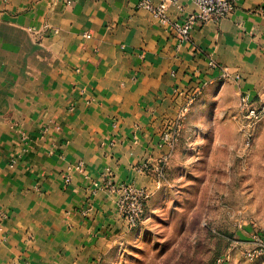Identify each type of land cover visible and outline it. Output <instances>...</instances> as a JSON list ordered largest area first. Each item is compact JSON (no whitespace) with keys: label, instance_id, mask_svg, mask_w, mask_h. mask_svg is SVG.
Listing matches in <instances>:
<instances>
[{"label":"crops","instance_id":"crops-1","mask_svg":"<svg viewBox=\"0 0 264 264\" xmlns=\"http://www.w3.org/2000/svg\"><path fill=\"white\" fill-rule=\"evenodd\" d=\"M144 1L0 0V264H102L118 188L160 183L189 98L264 93V0L189 40L191 0Z\"/></svg>","mask_w":264,"mask_h":264},{"label":"rangeland","instance_id":"rangeland-1","mask_svg":"<svg viewBox=\"0 0 264 264\" xmlns=\"http://www.w3.org/2000/svg\"><path fill=\"white\" fill-rule=\"evenodd\" d=\"M244 95L187 101L139 224L102 264H263L247 252L264 236V93Z\"/></svg>","mask_w":264,"mask_h":264},{"label":"built area","instance_id":"built-area-1","mask_svg":"<svg viewBox=\"0 0 264 264\" xmlns=\"http://www.w3.org/2000/svg\"><path fill=\"white\" fill-rule=\"evenodd\" d=\"M179 0H162L160 7L155 8L146 0L144 5L152 9L154 14L160 18L165 19L166 9L170 4L177 3ZM197 12L187 17L181 23L174 24V31L182 38L189 40L192 30L198 23L220 22L230 17L237 7L238 0H191ZM57 32V30L55 31ZM214 66L215 64L212 63ZM193 97L188 100V105L192 102ZM250 98L248 95L242 97V102L248 104ZM185 109V108H184ZM172 132L164 133L163 141L165 143L174 144ZM69 179H67L68 181ZM120 198L118 201L119 209L122 217L125 219L129 229L136 227L146 207V202L151 193L146 188H136L132 185H121L118 188ZM247 257L250 260H258L264 264V236L257 235L254 239L252 248L248 250Z\"/></svg>","mask_w":264,"mask_h":264}]
</instances>
